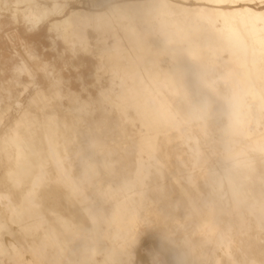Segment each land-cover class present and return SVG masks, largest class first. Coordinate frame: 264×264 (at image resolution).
I'll use <instances>...</instances> for the list:
<instances>
[{
	"label": "bare ground",
	"instance_id": "obj_1",
	"mask_svg": "<svg viewBox=\"0 0 264 264\" xmlns=\"http://www.w3.org/2000/svg\"><path fill=\"white\" fill-rule=\"evenodd\" d=\"M0 264H264V0H0Z\"/></svg>",
	"mask_w": 264,
	"mask_h": 264
}]
</instances>
